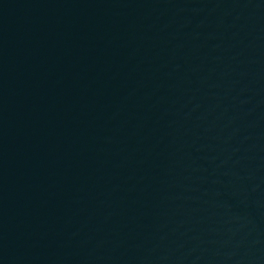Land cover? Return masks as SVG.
I'll return each instance as SVG.
<instances>
[{
	"label": "water",
	"instance_id": "1",
	"mask_svg": "<svg viewBox=\"0 0 264 264\" xmlns=\"http://www.w3.org/2000/svg\"><path fill=\"white\" fill-rule=\"evenodd\" d=\"M0 264H264V0H0Z\"/></svg>",
	"mask_w": 264,
	"mask_h": 264
}]
</instances>
